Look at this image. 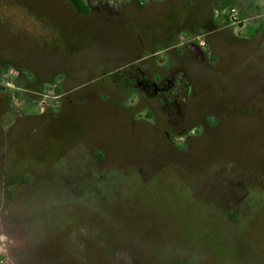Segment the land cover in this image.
I'll return each mask as SVG.
<instances>
[{
	"label": "flooded vegetation",
	"instance_id": "flooded-vegetation-1",
	"mask_svg": "<svg viewBox=\"0 0 264 264\" xmlns=\"http://www.w3.org/2000/svg\"><path fill=\"white\" fill-rule=\"evenodd\" d=\"M13 1L39 16L40 31L55 34L48 40L22 35L0 20V31L29 50L0 54V74L15 70L12 80L26 92L38 90L39 82L58 88V114L91 109L104 130L93 141V159L128 174L138 171L145 182L170 171L192 184L224 173L226 186L243 185L246 176L224 166L221 153H208L202 143L215 142L222 129L255 127L264 153V99L256 103L263 115L249 117L238 109L251 91L264 90V27L253 23L247 34L246 0L236 1L238 7L234 0ZM227 6L249 18L243 29L224 18L221 9ZM8 101L2 90L0 118L10 109ZM22 121L16 116L7 130L1 128L0 144L9 147L11 133L14 138L30 127L23 122L25 128L18 129ZM251 170L247 176L257 179L259 170ZM30 184L26 180L24 187ZM38 187L28 190L33 194ZM29 192L16 201L19 228L27 231L29 219L44 212L31 206Z\"/></svg>",
	"mask_w": 264,
	"mask_h": 264
},
{
	"label": "rangeland",
	"instance_id": "rangeland-1",
	"mask_svg": "<svg viewBox=\"0 0 264 264\" xmlns=\"http://www.w3.org/2000/svg\"><path fill=\"white\" fill-rule=\"evenodd\" d=\"M39 19L13 0H0L5 25H16L22 35L53 39L55 33L39 30ZM13 36L0 31V54H29ZM14 73L0 74V92H7L10 106L1 115L0 130H7L16 116L30 127L14 138L11 133L9 147L7 141L0 144V264H264L260 129H222L215 142L202 143L208 153H221L224 166L246 176L241 187L226 186L224 173L220 184L219 176L182 182L170 171L145 182L138 171L128 174L93 159V141L104 130L91 109L58 114V88L39 82L34 93L23 91L13 82ZM251 92L239 112L263 115L256 103L264 99V90ZM251 168L259 170L257 179L247 176ZM26 180L30 187H24ZM36 184L38 190L31 194L28 189ZM28 192L31 206L45 212L29 219V232L19 228L21 212L16 214L21 211L17 199Z\"/></svg>",
	"mask_w": 264,
	"mask_h": 264
},
{
	"label": "crops",
	"instance_id": "crops-1",
	"mask_svg": "<svg viewBox=\"0 0 264 264\" xmlns=\"http://www.w3.org/2000/svg\"><path fill=\"white\" fill-rule=\"evenodd\" d=\"M246 2L251 10V12L247 13V16L250 17L248 28H251L253 23L256 24L258 28L264 27V17L262 16L264 13V0H246Z\"/></svg>",
	"mask_w": 264,
	"mask_h": 264
},
{
	"label": "built area",
	"instance_id": "built-area-1",
	"mask_svg": "<svg viewBox=\"0 0 264 264\" xmlns=\"http://www.w3.org/2000/svg\"><path fill=\"white\" fill-rule=\"evenodd\" d=\"M221 13L224 15V18L231 22L234 25H237L238 28L243 29L245 26V23L248 21L249 18L242 17L238 11L237 8L234 6H227L225 8L221 9ZM200 44L203 45V41L200 40Z\"/></svg>",
	"mask_w": 264,
	"mask_h": 264
}]
</instances>
